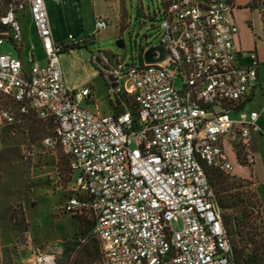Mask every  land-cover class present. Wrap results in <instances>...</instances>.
Segmentation results:
<instances>
[{
  "label": "built area",
  "instance_id": "2783aa9c",
  "mask_svg": "<svg viewBox=\"0 0 264 264\" xmlns=\"http://www.w3.org/2000/svg\"><path fill=\"white\" fill-rule=\"evenodd\" d=\"M156 4L153 15L138 9L151 27L158 21L159 35L140 46V63L117 56L114 65L103 66L110 99L131 98L135 114L122 102V113L102 114L82 106L89 89L67 88L45 0L10 2L0 16V43L8 38L20 45L16 12L27 7L45 63L31 59L26 70L20 57L0 53V130L24 125L29 117L50 123L51 135L41 144L66 155L70 174L61 209L92 221L102 264H233L209 174L254 164L249 142L261 131L264 107L247 104L258 81V57L238 45L236 0ZM107 24L96 17L95 32ZM157 44L165 58L144 62V51ZM93 54L105 65V56ZM176 216L182 220L178 231L171 226ZM33 264H57V258L39 248Z\"/></svg>",
  "mask_w": 264,
  "mask_h": 264
},
{
  "label": "rangeland",
  "instance_id": "374dc122",
  "mask_svg": "<svg viewBox=\"0 0 264 264\" xmlns=\"http://www.w3.org/2000/svg\"><path fill=\"white\" fill-rule=\"evenodd\" d=\"M12 1L16 0H10ZM9 3L1 6L0 16ZM84 6L85 32H90L89 35L95 33L93 23L96 14L107 15L108 17L103 18L108 20V24L95 34V40L86 47L61 51L59 60L69 90L80 91L84 87L89 89V102H83L82 106L89 111L97 109L102 114H107L112 95H109L103 66L114 65L117 56L120 61L127 59L130 63H140V46L155 43L159 35L155 27L158 21L151 27L150 19L143 20L138 9L151 10L153 15L157 4L156 0H85ZM119 14L125 16L122 33H118L116 28L120 21ZM47 16L51 24V18L48 14ZM18 19L22 39L31 38L37 47L35 56L40 58L39 45L28 18L18 14ZM59 33L63 34L62 31ZM118 35L125 42L124 48H117L114 44ZM96 51H101L107 58L105 65L96 61L99 55L96 54L98 57L95 59L91 56ZM0 53L19 56L14 43L8 38L0 43ZM134 54L137 57L131 59ZM20 55L27 60L26 50L20 52ZM175 86L178 88L180 84L177 82ZM263 101L264 96L258 92L250 105L260 109ZM260 119V125L264 128V115ZM47 135H51V129L43 128L37 120L32 123L28 121L16 128L3 127L0 130V264H33L34 255L39 248L54 255L57 264H68L69 261L75 264V261L83 258L84 264H102L97 239L89 236L83 223L61 209L62 197L69 191L68 159L58 147L45 149L42 146L41 140ZM225 150L229 155V142L225 143ZM248 168L252 170L253 165ZM243 172L244 170L234 167L231 173H222L230 180L239 181L241 177L238 174ZM246 189L253 188H240L244 191ZM259 215L255 221L260 235H263L261 210ZM171 226L176 231L180 230L181 218L174 217ZM78 235H84L87 241L74 252L71 251L72 244ZM65 247L70 250L65 251ZM86 248L96 254L85 257L83 249Z\"/></svg>",
  "mask_w": 264,
  "mask_h": 264
},
{
  "label": "crops",
  "instance_id": "0c3cea01",
  "mask_svg": "<svg viewBox=\"0 0 264 264\" xmlns=\"http://www.w3.org/2000/svg\"><path fill=\"white\" fill-rule=\"evenodd\" d=\"M84 1L85 0H45V5L47 4V14L49 15V18H51L50 26L52 37L56 43L61 45V47L62 44L65 45L71 41H81L90 34V32H85L84 30ZM236 3L238 7L234 13V16L239 27L238 45L242 50L255 51L258 57V81L256 88L251 93L252 99L247 104L248 108L255 109L250 105L253 102L254 97L258 92H260V94L264 96V0H236ZM18 14L22 15L23 17L26 16L28 18V23L33 29L34 36L36 41L38 42L40 50L39 58L35 56L34 51L37 47L36 44L31 40V38L22 39L19 46L14 44L19 52L18 57L22 59L24 68L28 70L31 65V59L37 61L42 65L45 63V56L41 48V43L37 36L36 29L31 19L28 8L25 7L24 9L17 10V19ZM119 15L120 21L117 23L116 28L118 29V33H122L121 30L125 26V16L124 14ZM101 16L105 17L107 15H94L93 26L95 24V18ZM60 31H62L63 34L60 35ZM99 31L92 34L93 38L89 42L95 40V34L99 33ZM118 37L119 35L115 39H118ZM25 50L28 53L26 61L20 55V52ZM99 52L101 53V55L103 54L101 51ZM88 102L89 99L85 101V103ZM263 107L264 101L260 109H262ZM108 112L109 113L107 114L113 113L110 104ZM262 115L264 114H261L258 119V125L261 131L253 133L249 142V150L252 152L254 157L253 169L250 170L249 168H240L236 165L234 167L240 170H244V172L242 174H238V176L245 179H251L253 181V188L255 189L258 199L262 205V216L264 219V143H262V140H264V128L260 125V118L262 117ZM227 142L229 141L227 140ZM229 156L231 160L234 159V154L231 151L229 152ZM62 201H64V196L62 197Z\"/></svg>",
  "mask_w": 264,
  "mask_h": 264
},
{
  "label": "trees",
  "instance_id": "16d2710c",
  "mask_svg": "<svg viewBox=\"0 0 264 264\" xmlns=\"http://www.w3.org/2000/svg\"><path fill=\"white\" fill-rule=\"evenodd\" d=\"M10 0H0V8L4 3H9ZM4 14V13H3ZM2 14V15H3ZM93 38V35L86 36L81 41H71L67 44H62L61 51H68L74 48L86 47L87 43ZM60 51V52H61ZM132 109L134 112V103L132 99L120 94L115 95L113 100L110 99V106L114 114H119L124 111L122 103ZM38 121L45 129L51 128L50 123L38 120L34 117H29L28 121ZM237 157L240 158L238 146H235ZM239 181L230 180L228 176L223 175L222 171L211 169L209 174V183L212 187L215 200L221 209L223 224L230 236L233 244V264H264V232L260 235L256 218H259L260 210L262 214V205L258 199L257 193L253 188L251 179L239 178ZM252 186L253 189L240 190L241 187ZM231 208V209H230ZM257 208V209H256ZM230 209V211H228ZM256 212V214H254ZM85 225L89 236L91 235L92 221L85 218H79L70 215ZM264 222V219H263ZM260 235V237H258ZM83 239V241H81ZM87 241L84 235L75 237L72 250L76 252ZM100 250V246L98 247ZM65 251L70 250L68 247ZM84 256L90 257L95 252L91 253L89 249H83ZM249 250V252H248ZM96 254V253H95ZM73 262H68L72 264ZM75 264H84V258L81 261H75Z\"/></svg>",
  "mask_w": 264,
  "mask_h": 264
},
{
  "label": "water",
  "instance_id": "95a60500",
  "mask_svg": "<svg viewBox=\"0 0 264 264\" xmlns=\"http://www.w3.org/2000/svg\"><path fill=\"white\" fill-rule=\"evenodd\" d=\"M3 28L0 26V31H2ZM115 46L117 48H123L124 47V41L123 39L119 38L114 42ZM154 50H157L159 52V57L154 58L152 52ZM166 56V50L164 49L162 44H157L155 46H152L150 48H148L146 51H144L143 53V58H144V62L146 63H151V62H159L161 60H163ZM96 61L100 62L99 58L96 59ZM109 79H112L111 76H109ZM112 86H114V84H112Z\"/></svg>",
  "mask_w": 264,
  "mask_h": 264
}]
</instances>
